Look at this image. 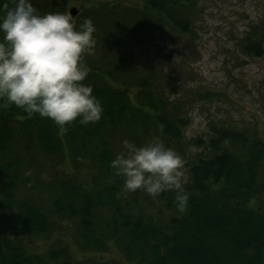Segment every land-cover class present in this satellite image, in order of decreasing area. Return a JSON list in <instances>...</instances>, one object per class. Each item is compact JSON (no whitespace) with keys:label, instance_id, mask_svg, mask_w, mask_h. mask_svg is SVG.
I'll list each match as a JSON object with an SVG mask.
<instances>
[{"label":"trees","instance_id":"1","mask_svg":"<svg viewBox=\"0 0 264 264\" xmlns=\"http://www.w3.org/2000/svg\"><path fill=\"white\" fill-rule=\"evenodd\" d=\"M141 1L142 7L126 1L136 4L128 15L125 9L94 3L95 31L107 17L112 22L103 35L93 34L102 37L100 56L105 58L106 41L122 38L125 48L143 53L130 56L132 66L153 65V70L129 79L114 77L117 86L109 72L101 71L104 59L98 66L85 53L90 72L84 82L92 85L103 106L98 121H74L61 131L50 118L35 113L29 117L14 104L0 109V264H120L75 262L66 247L41 250L35 243L39 237L48 239L54 229L72 227L79 244L97 250L112 230L127 264H264V136L258 130L209 121L206 137L197 140L204 152L193 158L180 154L189 193L183 212L176 209L172 190L155 199L122 191L123 177L109 166L122 150L110 132H132L138 142L156 135L173 147L185 140V127L192 121L189 106L185 104L186 110L184 102L170 98L158 83L166 70L152 36L158 27L168 26L180 36L193 37L197 0ZM32 2L40 12L55 11L52 0ZM257 34L255 30L240 43L252 57L264 53V34ZM214 94L208 89L205 98ZM60 152L68 156L63 174L45 185L53 196L51 213L40 203L23 200L18 191L25 187L27 173L38 166V158ZM33 180L34 187L41 186Z\"/></svg>","mask_w":264,"mask_h":264},{"label":"rangeland","instance_id":"2","mask_svg":"<svg viewBox=\"0 0 264 264\" xmlns=\"http://www.w3.org/2000/svg\"><path fill=\"white\" fill-rule=\"evenodd\" d=\"M126 1H136L138 6H143L141 0H54V2L52 0V5L51 3L49 5L53 10L60 11L64 10L63 2L66 3L65 10L69 11L71 7L77 8L80 12L76 22L79 24L83 17H93L94 3L98 6L110 4V7L125 9L124 12L128 15L130 8L132 9L136 4H128ZM100 11L103 14L107 9L103 10L104 12ZM196 11L191 26L193 37L180 36L168 26L158 27L152 36L155 45L159 47L156 49L157 56L163 59L166 70L165 77L161 81L158 80V83L164 85L170 98L189 106L188 111L192 121L185 127L186 138L173 145L179 154L183 152L188 158L204 152L205 148L197 145V140L206 137L210 120L252 127L264 136V53L259 57H252L245 54L240 47L244 38L248 34L255 33V30L258 32L257 35L264 34V0H197ZM106 19L101 26L96 27L97 30L94 31L96 36L103 35L107 25L112 23L111 18ZM94 38L96 42L90 55L98 66L100 60L104 59L105 66H102L101 71L110 73L107 76L113 84L120 86L119 82L113 79L114 77L128 78L136 74L141 75L143 70L146 72L153 70V65L149 63H136L135 66L130 64L132 61L130 56L139 58L143 53L130 46L125 48L122 38L120 41L115 39L112 43L106 41L105 50H108L105 58L101 57L102 37ZM117 41L120 42L121 47L115 45ZM208 89L216 94L205 98ZM186 105L184 107L187 110ZM131 133L118 130L110 132V138L116 144L119 143L122 149V141L125 138L134 139ZM105 136L108 137V133H105ZM130 141L136 144L138 142L135 139ZM145 141L141 139L138 143L143 144ZM42 158H38V166L27 173L25 187H21L22 190L20 189L18 193L23 200L40 203L44 210L52 213L53 196L45 185L49 184L54 175L63 174L62 169L65 168L68 156L60 152L50 156L42 155ZM184 165L183 160V167ZM33 179L41 181V186L34 187ZM144 193L146 192L141 189L135 191L138 198ZM109 194H112L110 190ZM135 194L132 191L131 196L134 197ZM51 233L48 239L44 237L36 239L35 243L41 250L62 246L68 249L75 262L105 261L127 264L120 250L121 247L112 238V230H108L107 237L97 246L101 247V250L79 244L73 227L54 229Z\"/></svg>","mask_w":264,"mask_h":264},{"label":"clouds","instance_id":"3","mask_svg":"<svg viewBox=\"0 0 264 264\" xmlns=\"http://www.w3.org/2000/svg\"><path fill=\"white\" fill-rule=\"evenodd\" d=\"M90 17L77 24L72 12H40L32 0H0V109L16 105L27 116L50 118L63 131L72 122L101 118L103 106L85 78V53L95 45ZM109 166L123 177L122 191L141 189L155 199L172 190L176 209L189 193L183 157L159 136L143 144L125 138Z\"/></svg>","mask_w":264,"mask_h":264},{"label":"water","instance_id":"4","mask_svg":"<svg viewBox=\"0 0 264 264\" xmlns=\"http://www.w3.org/2000/svg\"><path fill=\"white\" fill-rule=\"evenodd\" d=\"M69 11L70 12H72V14H73V16H74V18H75V20H76V18H77V16L79 15V10L77 9V8H75V7H71V8H69Z\"/></svg>","mask_w":264,"mask_h":264}]
</instances>
